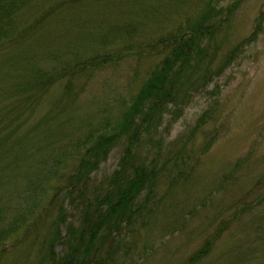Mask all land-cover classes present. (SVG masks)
<instances>
[{
	"label": "trees",
	"instance_id": "16d2710c",
	"mask_svg": "<svg viewBox=\"0 0 264 264\" xmlns=\"http://www.w3.org/2000/svg\"><path fill=\"white\" fill-rule=\"evenodd\" d=\"M90 3L105 4L107 14L96 22L91 14L84 18L76 14ZM186 3L141 0L140 43L136 25H108L106 16L114 14L112 8L120 16L139 15L122 2L0 0V52L4 55L0 73L7 88L0 91V209L13 204L16 212L9 227L0 221V264L9 262L5 256L12 249L40 235L39 251L47 254L46 264H101V253L121 252L116 243L126 226L134 227L141 220V228H146L145 219L154 212L151 198L155 199L159 171L143 148L141 152L142 142L156 135L170 104L179 107L188 101L192 91L203 89L223 73L234 54L219 58L224 30L218 41L220 24L213 21L218 17H209L212 9L207 4L199 16L184 15L164 32L145 36L150 22L159 23L165 17V8L168 13ZM64 10L71 13L64 26L68 39L59 29L62 13H58ZM235 10L233 5L228 12L232 15ZM259 21L261 29L264 16ZM96 23L89 35V26ZM131 56H141V61L157 57L136 94L100 125L74 124L75 117L66 112V106L86 90L97 72ZM57 84L63 94L37 116V108ZM203 120L204 116L198 119V125ZM214 142L215 136H207L198 153L206 154ZM119 144L123 151L118 168L112 175L95 178V171ZM195 152L193 147L180 148L173 166H179L177 159ZM7 171L23 172L25 189L16 192L15 201L12 193L3 191ZM67 197L72 200L65 205ZM7 214L1 210L0 219ZM7 238L10 243L3 245ZM57 244L62 246L58 255ZM17 264H26V258Z\"/></svg>",
	"mask_w": 264,
	"mask_h": 264
},
{
	"label": "rangeland",
	"instance_id": "374dc122",
	"mask_svg": "<svg viewBox=\"0 0 264 264\" xmlns=\"http://www.w3.org/2000/svg\"><path fill=\"white\" fill-rule=\"evenodd\" d=\"M112 1L124 3L139 15L120 16L112 8L114 14L106 16L108 25H136V38L141 43V0ZM205 4L212 9L209 17H218L213 20L220 24L218 41L224 30L219 58L231 51L233 58L220 76L203 89L192 91L188 101L180 102L179 107L170 104L156 135L142 142L141 152L143 148L159 171L155 199L151 198L154 212L145 219L146 228H141V220L134 227L126 226L116 243L121 252L101 253V264H183L194 259L196 264H264V22L260 29L259 21L264 16V0H187L168 13L165 8V17L159 23L150 22L145 36L164 32L184 15L199 16ZM233 5L236 10L230 15L228 10ZM105 10V4L90 3L76 14L82 18L91 14L95 21ZM61 13L59 29L68 39L64 26L71 13ZM95 27L97 23L89 26ZM2 54L0 63L4 61ZM156 61L157 57L141 61V56H131L97 72L86 90L66 106V112L75 117L74 124L84 121L100 125L117 115L122 102L136 94L147 69L149 72ZM0 91H7L1 73ZM61 94L62 86L57 84L36 115H43L51 100ZM207 136H215V142L200 155L197 148ZM191 147L196 152L177 159L179 166H173L180 148ZM122 151V145L115 146L95 171V178L112 175ZM3 177V191L12 193L15 201L16 192L25 189L23 172L7 171ZM71 200L67 197L65 205ZM13 206L0 209L8 212L0 219L7 227L16 214ZM10 241L7 238L3 245ZM42 242L40 235L12 249L5 256L9 257L7 264H17L23 258L26 264H46L43 257L47 254L39 251ZM55 251L58 255L62 246L57 244Z\"/></svg>",
	"mask_w": 264,
	"mask_h": 264
}]
</instances>
